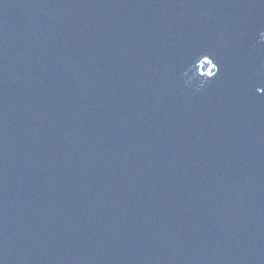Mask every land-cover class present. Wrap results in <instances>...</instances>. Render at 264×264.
Instances as JSON below:
<instances>
[{
	"label": "water",
	"instance_id": "water-1",
	"mask_svg": "<svg viewBox=\"0 0 264 264\" xmlns=\"http://www.w3.org/2000/svg\"><path fill=\"white\" fill-rule=\"evenodd\" d=\"M261 31L264 0H0V264H264Z\"/></svg>",
	"mask_w": 264,
	"mask_h": 264
},
{
	"label": "clouds",
	"instance_id": "clouds-1",
	"mask_svg": "<svg viewBox=\"0 0 264 264\" xmlns=\"http://www.w3.org/2000/svg\"><path fill=\"white\" fill-rule=\"evenodd\" d=\"M259 39L261 40V41H264V31H261L260 33H259ZM218 71V68L216 67V71L215 72H217ZM204 85H203V82H201V84H200V87L202 88ZM261 93H264V90H257V94L259 95V94H261Z\"/></svg>",
	"mask_w": 264,
	"mask_h": 264
}]
</instances>
